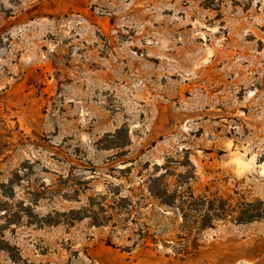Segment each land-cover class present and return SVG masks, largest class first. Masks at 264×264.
I'll list each match as a JSON object with an SVG mask.
<instances>
[{"label":"rangeland","instance_id":"obj_1","mask_svg":"<svg viewBox=\"0 0 264 264\" xmlns=\"http://www.w3.org/2000/svg\"><path fill=\"white\" fill-rule=\"evenodd\" d=\"M180 181L264 206V0H0V264H264Z\"/></svg>","mask_w":264,"mask_h":264},{"label":"trees","instance_id":"obj_2","mask_svg":"<svg viewBox=\"0 0 264 264\" xmlns=\"http://www.w3.org/2000/svg\"><path fill=\"white\" fill-rule=\"evenodd\" d=\"M180 183L186 185L182 191ZM178 184V189L172 195L173 202H166V206L174 209L180 219L176 240L166 243V248L172 253L166 254L167 258L184 260L195 256L200 249V235L214 228L220 220L232 218L237 224H246L264 218V206L260 200L245 201L233 206L221 196L195 195L189 183L180 181Z\"/></svg>","mask_w":264,"mask_h":264}]
</instances>
